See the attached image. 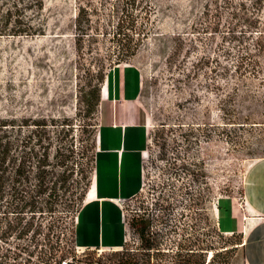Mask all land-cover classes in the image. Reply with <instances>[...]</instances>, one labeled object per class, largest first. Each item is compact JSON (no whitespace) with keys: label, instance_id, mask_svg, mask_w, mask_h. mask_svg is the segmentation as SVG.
Segmentation results:
<instances>
[{"label":"rangeland","instance_id":"374dc122","mask_svg":"<svg viewBox=\"0 0 264 264\" xmlns=\"http://www.w3.org/2000/svg\"><path fill=\"white\" fill-rule=\"evenodd\" d=\"M147 1L153 10L147 37L118 66L108 37L75 45V0H43L45 26L39 35L0 36V118L28 119L23 135L36 130L33 120L44 121L37 130L43 132L39 144L48 151L45 186L52 194L51 212L34 219L40 233L0 234V256L5 249L12 253L18 252L16 246H28L33 254L22 251L18 260L38 264L40 250H48L50 242L58 250L49 264L59 258L105 264L112 252L138 245L133 218L138 224L148 221L154 230L174 226L171 237L190 226L215 249L239 242L238 236L218 232L215 214L228 197L241 204L245 171L264 156V0ZM98 71L104 76L101 100L107 86L109 95L91 110L89 84ZM119 99L128 107L135 104L144 119L139 193L117 201L125 225L123 247L82 248L74 237L83 204L77 199L80 170L87 154L95 152L98 109L103 120ZM85 145L91 149L86 155ZM183 163L196 175L185 174ZM36 179L30 175L31 189ZM185 186L193 197L199 192L200 200L190 204ZM95 200L91 185L85 202ZM37 243L42 245L35 249ZM230 264H243L239 246Z\"/></svg>","mask_w":264,"mask_h":264},{"label":"trees","instance_id":"16d2710c","mask_svg":"<svg viewBox=\"0 0 264 264\" xmlns=\"http://www.w3.org/2000/svg\"><path fill=\"white\" fill-rule=\"evenodd\" d=\"M77 4L74 18L75 45L81 46L83 41L95 42L99 37H108L115 44L113 60L115 66L127 62L134 56L148 34V25L153 13L151 4L147 0H75ZM228 5L229 0H223ZM241 6V4H239ZM44 5L43 0H0V36H35L44 31L41 16ZM113 66L112 68H114ZM95 82L89 84V95L94 101L88 103L93 109L100 99V83L103 84V72L98 71ZM43 120H33L36 130L27 131L26 118H0V217L2 238L15 236L23 238L32 231L39 234L41 224H35L36 214L51 212L50 199L52 194L46 192V170L48 166L47 148L39 144L41 141L38 127H43ZM98 127V121L96 128ZM44 129V128H40ZM43 133V132H42ZM33 138L36 142L32 143ZM87 146H83L86 155ZM93 163V168L91 164ZM95 152L92 157L86 156V162L80 170V180L77 199H83L89 188V174L94 170ZM191 165V164H190ZM185 174H193L186 164H182ZM37 176V183L31 189L30 175ZM194 180V176H191ZM138 194V193H137ZM136 194V195H137ZM135 195V196H136ZM183 195L188 201H199L201 194L193 197L191 189L184 187ZM134 196V197H135ZM186 201V199H184ZM184 201L182 205L185 206ZM79 211V210H78ZM41 216V215H39ZM183 217V214H180ZM162 219V216H161ZM163 220V219H162ZM133 218L130 227H134L139 237L135 248H124L112 252L111 259L105 264H230L233 249L241 245L239 242L233 247L225 246L213 248L207 242L199 240L192 227L180 229L177 237H171L175 228L152 229L149 222ZM162 223V221H161ZM218 229V228H217ZM219 232V230H218ZM220 233V232H219ZM223 235L222 233H220ZM49 243L46 251L40 250L38 264H49L54 259L58 249ZM42 244L37 243L35 249ZM42 249V248H40ZM18 252L5 249L0 256V264H29L30 260L19 261V253L28 251V246H16ZM32 251L27 252L31 256ZM55 261V260H54Z\"/></svg>","mask_w":264,"mask_h":264},{"label":"crops","instance_id":"0c3cea01","mask_svg":"<svg viewBox=\"0 0 264 264\" xmlns=\"http://www.w3.org/2000/svg\"><path fill=\"white\" fill-rule=\"evenodd\" d=\"M101 92L98 108L109 95L108 86L104 101ZM127 104L119 99L103 120L98 109L94 170L74 232L75 242L82 248H121L124 242L125 225L117 201L139 193L137 153L146 142L142 113L135 104ZM91 185L98 200L86 203ZM240 198L241 204L235 197L221 202L215 214L218 230L223 235L241 236L243 264H264V156L247 167Z\"/></svg>","mask_w":264,"mask_h":264},{"label":"built area","instance_id":"2783aa9c","mask_svg":"<svg viewBox=\"0 0 264 264\" xmlns=\"http://www.w3.org/2000/svg\"><path fill=\"white\" fill-rule=\"evenodd\" d=\"M77 216H78V212H77V215L75 216V220H74V226L76 225V222H77ZM76 248H79L77 245H76ZM71 263V260L69 259H58V261L56 262V264H70Z\"/></svg>","mask_w":264,"mask_h":264}]
</instances>
